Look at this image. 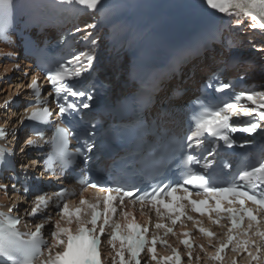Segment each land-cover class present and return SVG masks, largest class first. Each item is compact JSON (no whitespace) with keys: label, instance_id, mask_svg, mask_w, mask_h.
Here are the masks:
<instances>
[{"label":"snow or ice","instance_id":"snow-or-ice-1","mask_svg":"<svg viewBox=\"0 0 264 264\" xmlns=\"http://www.w3.org/2000/svg\"><path fill=\"white\" fill-rule=\"evenodd\" d=\"M201 3L207 10L234 19L236 25L249 20V28L264 31V0H201ZM12 6V0H0V35L5 39L9 33L8 14ZM33 7L40 9V17H44L47 13L80 11L81 8L103 11L105 5L104 0H43ZM44 23L43 18H30L26 25L31 24L40 30ZM96 27V24H90L83 30L77 27L76 31H84L82 38L89 45H95L96 40L86 29ZM93 51H81L78 55L74 54L71 60H57L54 67L42 68L51 89L43 99L41 95L45 90L38 78L32 76L27 87L35 97L36 106L29 108L21 120L22 124L25 121L32 123L42 138L43 127L51 126L54 115L47 106L49 97L55 103V115L61 122L82 119V111L90 109L95 99L88 85L80 83L94 67L96 56ZM2 55L10 59L14 53ZM16 70H19V65H16ZM238 79L242 80L243 76ZM91 87L95 88V84ZM208 89L231 94L227 99L222 96H210L204 100L197 97L196 110L189 117L187 134L181 137L183 168L178 172L168 169L172 174H163V179L155 183L128 184L113 178L102 180L90 177V154L96 146L94 125L86 128L83 134L71 126H57L56 136L53 137L57 158H79L83 163V169L75 177L80 191L77 193L75 188L62 187L51 195L38 194L30 211L25 210V215L39 218L42 222L35 224V230L28 233L19 230L21 216L11 215L13 211L19 213L17 205L9 207L7 213L0 212V264H105V241L111 249L108 253L111 264H142L141 253L144 252L147 253L144 264H148L149 260L155 264H182L180 251L168 245L158 233L163 229L165 236L177 235L175 227L179 224L182 229L185 228L184 220L191 221L193 227L208 239L209 247L215 249L208 252L203 244H194L190 231H181L179 235L184 238L180 243L186 249L189 264L201 259L199 255H193L197 247L213 264H226L225 252L229 249L233 256L227 264H264V154L258 163L231 175L216 166L220 148H245L253 144L252 139H240L237 133L247 137L260 134L264 139V90L237 92L231 82H220L216 73L204 84L203 91L206 93ZM10 103L6 100L0 108L6 110ZM234 117L247 119L234 120ZM6 137L7 132L0 128V139ZM69 137L78 141L73 153L68 152ZM36 144V139L26 141L29 148ZM205 145L206 155L203 154ZM14 156V149L0 147V172L12 171L14 175L9 177L13 181L12 190L22 189L27 194L32 191L28 183L29 166L21 164V179V174L16 173ZM35 163L33 160L32 164ZM51 171L53 169L46 164L44 172ZM61 174H64L63 169ZM8 187V184L0 183V190L6 193ZM89 189L97 193L92 200L84 196ZM77 194L80 196L79 205L70 206L66 198ZM194 196L197 198L194 199ZM137 204L141 215L146 209L155 212L156 231L151 233V238V217L143 225L138 223L135 215ZM50 205L58 218L47 211ZM189 211L206 216L212 225L226 227L223 238L213 244L217 234L205 227L203 220L189 215ZM222 220H226L227 225H222ZM46 225L49 227L46 228ZM45 231L50 240L44 238ZM158 242L171 248L172 254L158 257Z\"/></svg>","mask_w":264,"mask_h":264},{"label":"rangeland","instance_id":"rangeland-1","mask_svg":"<svg viewBox=\"0 0 264 264\" xmlns=\"http://www.w3.org/2000/svg\"><path fill=\"white\" fill-rule=\"evenodd\" d=\"M228 18H230V17H228ZM230 20V22L233 24V22H234V24H236L235 23V21H234V19H229ZM248 20H246L244 23H242V24H240L239 25V27H241L242 28V32H243V34L244 35H246V37L248 38V43H249V47H254L255 45L257 46V48L259 49V50H261L262 48H261V46L263 45L264 46V39H261V37L263 36L262 35V33L259 31H255L254 32V30H251L249 27H248V23L249 22H247ZM221 22V21H220ZM217 23V22H216ZM259 35V36H258ZM262 35V36H261ZM256 37V38H255ZM260 37V38H259ZM0 91H1V89H0Z\"/></svg>","mask_w":264,"mask_h":264},{"label":"bare ground","instance_id":"bare-ground-1","mask_svg":"<svg viewBox=\"0 0 264 264\" xmlns=\"http://www.w3.org/2000/svg\"><path fill=\"white\" fill-rule=\"evenodd\" d=\"M213 14L216 16L218 13H215V12H213ZM230 19V18H229ZM228 19V17L226 16L225 18H224V20H222L221 22H217L216 23V25H220L221 27L222 26H224V25H226V24H228V23H230V20ZM232 19V18H231ZM247 22H249V20L247 21ZM233 28H239V25H236V24H234V22H233ZM251 29V28H250ZM251 30H254V32L255 31H260L261 33H262V37H261V39H264V31H261V30H259V29H251ZM259 36V35H258ZM256 38V37H255ZM260 38V37H259Z\"/></svg>","mask_w":264,"mask_h":264}]
</instances>
